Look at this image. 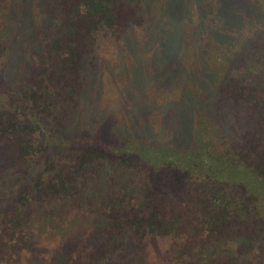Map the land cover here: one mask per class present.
Masks as SVG:
<instances>
[{
  "label": "trees",
  "instance_id": "16d2710c",
  "mask_svg": "<svg viewBox=\"0 0 264 264\" xmlns=\"http://www.w3.org/2000/svg\"><path fill=\"white\" fill-rule=\"evenodd\" d=\"M233 1L219 14L235 28L253 6ZM39 7L49 30L40 34L45 47L30 74L15 85L0 68L7 97L0 106L1 257L42 253L28 238L36 204L77 200L101 183L107 192L90 210L99 227L81 240L69 232L75 243L67 263L138 264L167 244V264H264V22L229 55L225 36L216 39L221 73L211 69V85L190 101L174 137L114 142L88 129L69 136L63 123L93 59L143 24L141 1L42 0Z\"/></svg>",
  "mask_w": 264,
  "mask_h": 264
},
{
  "label": "rangeland",
  "instance_id": "374dc122",
  "mask_svg": "<svg viewBox=\"0 0 264 264\" xmlns=\"http://www.w3.org/2000/svg\"><path fill=\"white\" fill-rule=\"evenodd\" d=\"M41 1L7 0L0 10V40L5 46L2 50L0 43V68L7 66L15 85L30 74L32 63L45 47L40 34L48 33L49 25L39 7ZM140 1L143 24L100 51L77 103L67 106L63 124L69 136L88 129L114 142L129 136L157 143L170 140L190 101L204 96V87L211 85V69L218 77L221 73L218 63L223 60V50L215 51L220 47L216 39L225 36L229 55L248 42L264 22V0H249L253 9L244 21L240 17L235 28L228 24L230 17L219 14L223 3H236L233 0ZM5 102L7 97L0 95V106ZM93 186L92 193L78 192L77 200L66 197L36 204L28 238L42 253L33 255L29 249L9 258L0 255V264H71L67 261L72 257L75 235L69 237V232L74 231L81 240L99 227L90 212L92 199L95 203L103 199L107 188L101 183ZM155 250L153 256L139 258L138 264L171 261L167 244Z\"/></svg>",
  "mask_w": 264,
  "mask_h": 264
}]
</instances>
